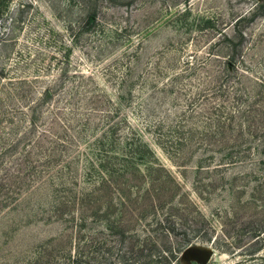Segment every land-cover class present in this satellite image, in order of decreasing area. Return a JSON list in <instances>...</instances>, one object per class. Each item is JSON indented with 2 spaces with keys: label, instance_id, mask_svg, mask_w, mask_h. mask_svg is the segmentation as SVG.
Returning <instances> with one entry per match:
<instances>
[{
  "label": "rangeland",
  "instance_id": "obj_1",
  "mask_svg": "<svg viewBox=\"0 0 264 264\" xmlns=\"http://www.w3.org/2000/svg\"><path fill=\"white\" fill-rule=\"evenodd\" d=\"M2 1L0 264H264V0Z\"/></svg>",
  "mask_w": 264,
  "mask_h": 264
},
{
  "label": "trees",
  "instance_id": "obj_2",
  "mask_svg": "<svg viewBox=\"0 0 264 264\" xmlns=\"http://www.w3.org/2000/svg\"><path fill=\"white\" fill-rule=\"evenodd\" d=\"M4 1H0V19H2V17H3V11H4ZM90 18H92V17H90Z\"/></svg>",
  "mask_w": 264,
  "mask_h": 264
}]
</instances>
